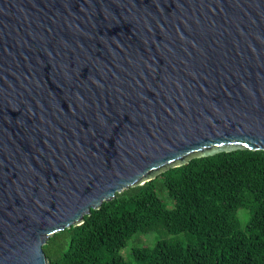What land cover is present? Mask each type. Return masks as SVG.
Here are the masks:
<instances>
[{
  "label": "water",
  "instance_id": "obj_1",
  "mask_svg": "<svg viewBox=\"0 0 264 264\" xmlns=\"http://www.w3.org/2000/svg\"><path fill=\"white\" fill-rule=\"evenodd\" d=\"M238 149L264 150V0H0V264Z\"/></svg>",
  "mask_w": 264,
  "mask_h": 264
},
{
  "label": "trees",
  "instance_id": "obj_2",
  "mask_svg": "<svg viewBox=\"0 0 264 264\" xmlns=\"http://www.w3.org/2000/svg\"><path fill=\"white\" fill-rule=\"evenodd\" d=\"M242 208L251 209L244 224ZM158 228L180 236L166 242L172 260L132 249L136 264H264V150L220 152L170 168L117 192L42 248L49 264H129L120 253L127 241Z\"/></svg>",
  "mask_w": 264,
  "mask_h": 264
},
{
  "label": "rangeland",
  "instance_id": "obj_3",
  "mask_svg": "<svg viewBox=\"0 0 264 264\" xmlns=\"http://www.w3.org/2000/svg\"><path fill=\"white\" fill-rule=\"evenodd\" d=\"M160 195L168 207H172L173 203L167 192L159 189ZM251 215V209L242 208L237 212V216L240 222H244ZM180 236L169 235L163 229L158 228L154 231H143L134 234L126 243V245L120 250L121 255L129 264H136L132 258L131 250L135 249L140 252H148L151 250L157 251L165 262H170L172 260L171 252L166 248V242L168 239H176Z\"/></svg>",
  "mask_w": 264,
  "mask_h": 264
}]
</instances>
